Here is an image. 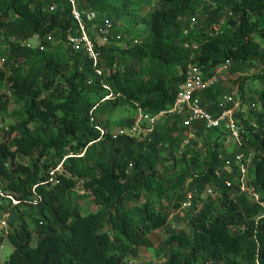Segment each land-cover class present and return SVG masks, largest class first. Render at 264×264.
I'll use <instances>...</instances> for the list:
<instances>
[{"label":"trees","instance_id":"1","mask_svg":"<svg viewBox=\"0 0 264 264\" xmlns=\"http://www.w3.org/2000/svg\"><path fill=\"white\" fill-rule=\"evenodd\" d=\"M156 2L138 16L132 0H0V56L7 59L0 66V121L12 120L0 129L6 130L0 218L11 211L17 222L5 237L14 251L4 264H128L188 201L191 236L167 230L174 249L163 264H264V210L224 183H235L226 161L252 152L251 183L264 202V0ZM74 7L95 43L97 63L67 44L70 34L81 35ZM194 16L205 27L220 18L227 26L214 38L200 27L185 37ZM107 21L120 28L122 41L97 43ZM126 21L130 30L121 27ZM139 26L144 38L134 32ZM34 40L38 46L28 47ZM186 42L198 49L185 48ZM228 61L243 102L258 108L236 115L242 146L229 149L224 129L201 126V147L193 141L182 149L184 129L173 115L149 136L115 137L109 117L120 106L158 114L172 106L189 64L211 73ZM257 64L261 70L251 74ZM248 81L261 89H249ZM225 82L223 76L202 95L211 113H219ZM12 105L19 108L10 111ZM163 147L175 152L166 177ZM80 182L82 196L75 191ZM79 198H93L97 210L83 214ZM130 203L139 205L136 212L126 209Z\"/></svg>","mask_w":264,"mask_h":264},{"label":"built area","instance_id":"2","mask_svg":"<svg viewBox=\"0 0 264 264\" xmlns=\"http://www.w3.org/2000/svg\"><path fill=\"white\" fill-rule=\"evenodd\" d=\"M208 1L214 6L216 5V0H204ZM224 2L225 0H219ZM73 15L75 19L80 24L81 35L74 36L70 34L67 38V44L75 51H84L86 54L97 63L99 58V53L95 49V43L90 39L86 33L84 25L81 23L80 12L74 7ZM232 15V12L229 13ZM95 17L94 13L88 14V19L92 20ZM225 18L217 19L205 27V19H199L196 16L190 19V30L184 32V36L187 37L190 35L191 30L196 28H203L206 31V35L209 38H214L221 35L224 29L227 26ZM99 43L101 45L110 44L113 42H119L123 39V34L119 27H115L112 22L107 21L104 26L98 32ZM49 41H52V36L48 37ZM134 44L141 42V39H134ZM28 47H31V43L27 44ZM185 48H190L192 50L198 49V44L195 42H186ZM6 58L0 57V66L6 62ZM230 62H226L223 65H220L213 69L211 73H206L202 67L196 64H189L187 71L185 72V78L182 82L179 83L176 91V97L169 109L162 110L158 114L151 115L146 113L142 108L138 109L136 119L133 124L129 127H123L115 131V137L118 135L129 136V137H141L151 135L155 128L158 125L165 123L166 117L171 115L177 116L181 122L182 128L184 129V136L182 141V149L186 146H189L193 141L199 142V147H201L202 140L198 138L197 130L199 127H204L208 129H224L228 133V137L225 141V145H228V148L233 145L242 146L241 141V128L236 119V115L241 110V105L238 103L234 95L229 93L220 98L217 102L218 114L211 113L203 105L202 95L206 91L215 88L225 74L229 72ZM100 73V72H99ZM110 97V96H109ZM107 97V98H109ZM244 105V102H243ZM249 105V104H248ZM250 109L257 108L256 104L249 105ZM0 129H8L5 123L0 121ZM255 158L254 153H249L247 155L243 153L235 154L234 164L229 160L226 161V169L229 174H233L235 177V183L230 179H225L224 183L228 188H232L234 185L237 187V190L240 194L246 195L248 198H251L252 201L259 204L264 210V202L261 201V194L257 188L251 183V171L252 164ZM235 165H237V170H235ZM60 168H57L59 170ZM52 176L51 181L54 180L55 171L50 172ZM59 181H56V184ZM36 186L34 187L35 191ZM207 195L212 196V190L208 189L206 191ZM0 196L6 197L0 186ZM191 198V194L188 195ZM12 200L13 205H17L18 200L14 199L12 196H7ZM39 200L38 195L36 194L34 203L36 204ZM2 203L0 199V204ZM187 205V204H186ZM264 216V213L261 217ZM0 226H6V220L4 217L0 218ZM3 240L0 238V254L1 249L3 248ZM0 264H4L0 260Z\"/></svg>","mask_w":264,"mask_h":264},{"label":"rangeland","instance_id":"3","mask_svg":"<svg viewBox=\"0 0 264 264\" xmlns=\"http://www.w3.org/2000/svg\"><path fill=\"white\" fill-rule=\"evenodd\" d=\"M134 3H136V6L132 8L134 13L138 16H143L150 9H153L156 7L157 2L156 0H132ZM120 25V24H119ZM124 26L127 30H130L132 28V24L130 22L122 23L121 27ZM134 32L136 34L139 33V36L141 35L142 38L144 36L142 35L143 31V26L139 27H133ZM39 44L38 40H34L31 42L32 47H37ZM262 48L264 49V40L262 41L261 44ZM0 57H3L2 55ZM5 58V57H4ZM255 69L252 70L251 74L253 72L259 73L261 70V66L257 64L256 66L254 65ZM224 76L227 77V82H225V87L223 89V95L226 94H233L235 100L240 103L241 105V110H244V113L246 115L249 114L250 112V106L246 103L243 105V101L240 90H239V84H236L234 86V81L237 78V75H230L229 72L225 74ZM149 78L146 76V79ZM234 86V87H232ZM248 88L251 90H260L261 89V84L253 83L251 81H248ZM5 91H8L10 93L9 88H5ZM19 108L16 105H12L10 108V111H13L14 109ZM258 109V108H256ZM138 113V110L135 108H132L131 106L125 105V106H120L117 111L109 117L110 125L112 127V131L119 130L123 127L126 126L128 121H131L132 123L136 119V115ZM10 118L5 119V125H10L11 123ZM6 131V130H4ZM4 131L0 130V143L5 140L4 137ZM231 149V147L229 148ZM177 151V150H176ZM173 151H170V148H162V156L165 158V163L166 167L164 169V177L167 176L168 172L172 173V170L168 171V167L172 166L171 161H169L168 157L171 155ZM175 154V152H173ZM58 168H62L60 165ZM61 171V170H60ZM179 173V171L176 172V174ZM251 179L253 178V173L250 174ZM75 191L78 195L82 196L84 194V190L82 188L81 182L78 184V186L75 188ZM207 195L205 194L204 199L207 200L206 198ZM215 198V196H214ZM78 206L79 209L83 214H88L90 212L96 211L97 206L94 202L93 198H79L78 201ZM164 204H167L165 202ZM190 201L187 202V205H184L183 209H180L179 211H173L170 217V221L167 225V228H164L162 230L158 231H153L148 235V238L150 242L152 243V246L149 248H139L137 251V254L134 258H131V260L128 262V264H150V263H156V264H163V262L171 255L174 247L170 246L167 242L166 239L169 236V232L167 230L175 231L177 234H183L187 237L191 236L192 233V226H191V210H190ZM139 205H136L135 203H130L127 204L126 209L129 212H136L138 209ZM189 207V208H188ZM172 210V209H171ZM2 217L5 218L6 220V226L2 227L0 226V238L3 240V248L1 249V254H0V260H2L4 263L9 259L10 255L14 251V247L11 245L9 241L5 239L7 232L9 231L10 227H14L16 225V220L15 216L11 211L5 213ZM13 225V226H12ZM34 245L36 244V238L34 239Z\"/></svg>","mask_w":264,"mask_h":264},{"label":"clouds","instance_id":"4","mask_svg":"<svg viewBox=\"0 0 264 264\" xmlns=\"http://www.w3.org/2000/svg\"><path fill=\"white\" fill-rule=\"evenodd\" d=\"M97 43H99V36L97 35ZM100 44V43H99ZM190 206V205H189Z\"/></svg>","mask_w":264,"mask_h":264}]
</instances>
